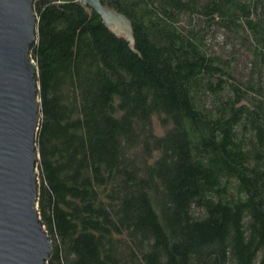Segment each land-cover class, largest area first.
I'll return each mask as SVG.
<instances>
[{"label":"trees","instance_id":"trees-1","mask_svg":"<svg viewBox=\"0 0 264 264\" xmlns=\"http://www.w3.org/2000/svg\"><path fill=\"white\" fill-rule=\"evenodd\" d=\"M36 0L48 264H264V0Z\"/></svg>","mask_w":264,"mask_h":264},{"label":"water","instance_id":"water-1","mask_svg":"<svg viewBox=\"0 0 264 264\" xmlns=\"http://www.w3.org/2000/svg\"><path fill=\"white\" fill-rule=\"evenodd\" d=\"M36 0H0V264H48L53 241L41 220L37 131L41 119ZM90 5L115 34L135 46L132 22L106 7Z\"/></svg>","mask_w":264,"mask_h":264}]
</instances>
